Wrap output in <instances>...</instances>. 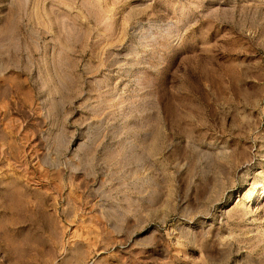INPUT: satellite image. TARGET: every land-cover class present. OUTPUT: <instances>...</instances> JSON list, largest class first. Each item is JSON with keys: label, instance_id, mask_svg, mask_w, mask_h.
I'll use <instances>...</instances> for the list:
<instances>
[{"label": "rangeland", "instance_id": "obj_1", "mask_svg": "<svg viewBox=\"0 0 264 264\" xmlns=\"http://www.w3.org/2000/svg\"><path fill=\"white\" fill-rule=\"evenodd\" d=\"M0 74V264H264V0H0Z\"/></svg>", "mask_w": 264, "mask_h": 264}, {"label": "bare ground", "instance_id": "obj_2", "mask_svg": "<svg viewBox=\"0 0 264 264\" xmlns=\"http://www.w3.org/2000/svg\"><path fill=\"white\" fill-rule=\"evenodd\" d=\"M8 73V72H7ZM11 75V74H10ZM12 77V76H11ZM13 78V77H12ZM7 81V79H6V77L3 75V74H0V85L1 84H5V82ZM10 81V80H9ZM13 81V80H12ZM12 81H11V83H12ZM13 139V138H12ZM25 139V138H24ZM10 140H11V138H10ZM9 140V141H10ZM13 142V141H12ZM8 145V144H7ZM21 145H22V143H21ZM24 145H26L25 144V142H24ZM24 145H22L19 149H18V147L16 146V143H15V141L13 142V143H10L9 144V148L10 149H15L16 151H17V149H18V152L17 153H19V159L22 161V160H24L25 158V155H27V148L28 147H26V146H24ZM31 145V144H30ZM17 148V149H16ZM35 148V147H34ZM33 149V148H32ZM9 150V149H8ZM15 151V152H16ZM39 151V150H38ZM7 152V151H6ZM14 151H13V153H15ZM35 152H37V150L35 151ZM34 152V153H35ZM8 153V152H7ZM28 153H30V152H28ZM32 153V152H31ZM34 153H32V156L34 155V157H37V155L36 154H34ZM11 155V154H10ZM36 155V156H35ZM12 156V155H11ZM14 156V155H13ZM14 157H16V156H14ZM5 158V157H4ZM13 158V157H12ZM12 158H11V160H12ZM6 159V158H5ZM16 159H17V157H16ZM16 159H13L14 160V162H15V160ZM7 160H8V158H7ZM19 160V161H20ZM29 160V159H28ZM6 162H8V161H6ZM10 162V161H9ZM17 162H18V159H17ZM38 162V161H37ZM2 163H3V161H2ZM5 163V162H4ZM13 163V162H12ZM21 163V162H20ZM23 163H24V161H23ZM22 163V165H24ZM6 164V163H5ZM18 164V163H17ZM27 164V163H26ZM39 164V163H38ZM41 164V163H40ZM14 165V164H13ZM21 165V166H22ZM5 166V165H4ZM3 166V167H4ZM7 166V165H6ZM25 166V165H24ZM24 166H22V167H24ZM36 166V165H35ZM2 167V166H1ZM19 167H20V165H19ZM21 167V168H22ZM5 168V171L7 170L6 169V167H4ZM7 168H8V166H7ZM14 168H15V165H14ZM16 168H18V167H16ZM37 168H39V166L37 167ZM42 168V167H41ZM2 169V168H1ZM27 169V168H26ZM40 169V168H39ZM19 170V169H18ZM23 171H24V169H22ZM21 170V171H22ZM38 170V169H37ZM11 171V170H10ZM27 171H29L28 169H27ZM8 172V171H7ZM26 172V171H25ZM24 172V173H25ZM36 172V171H35ZM43 172V171H42ZM63 172V171H62ZM11 173V172H10ZM30 173V172H29ZM28 173V174H29ZM2 174V173H1ZM46 174V173H45ZM58 174V173H57ZM63 174V173H62ZM8 175V174H7ZM10 175V174H9ZM39 175V174H38ZM3 176V175H2ZM15 176V175H14ZM17 176H18V174H17ZM24 176H25V174H24ZM31 176H33V175H31ZM35 176H36V174H35ZM8 177V176H7ZM40 177H42L41 175H40ZM44 177H46V175L44 176ZM44 177H43V180H44ZM6 178V177H5ZM23 178H25V177H23ZM33 178V177H32ZM39 179V178H38ZM30 180V179H29ZM34 180H35V177H34ZM8 181V180H7ZM22 181V180H21ZM31 181V180H30ZM5 182H6V180H5ZM25 182V181H24ZM23 183V182H22ZM31 183V182H30ZM35 183V182H34ZM44 183V182H43ZM54 184H55V182H54ZM34 185V184H33ZM42 185H44V184H42ZM42 185H40L39 184V182L38 183H35V186H36V188L37 187H39V186H41V187H44V186H42ZM34 186V187H35ZM46 186V185H45ZM48 186V185H47ZM51 186H54V185H51ZM30 187V186H29ZM17 189V188H16ZM16 189H14V190H16ZM41 189V188H40ZM43 189V188H42ZM51 189V188H50ZM49 189V190H50ZM20 190V189H19ZM22 190V189H21ZM47 191V190H46ZM49 192V191H48ZM47 192V193H48ZM14 193H15V191H14ZM18 193V192H17ZM23 194H24V192H23ZM21 195V194H20ZM50 195V194H49ZM18 196V195H17ZM32 197V196H31ZM62 197H63V193H62V191H61V188L60 187H58V186H54V188H53V192L51 193V199H50V204H47V205H44L43 206V208L45 209V211H46V214H48V216H50V218L51 219H53L54 220V223H55V221H57V222H62V220H64V219H62L61 218V216H60V214H59V208H58V202L62 199ZM72 197V196H71ZM78 197L80 198V196L78 195ZM14 198V197H13ZM73 198V197H72ZM77 198V197H76ZM79 198H78V200H79ZM264 198V186L263 187H261L259 190H256V191H254V192H250L248 195H247V197H246V199H245V204L247 205V206H249V207H254V206H256V203H257V200L258 199H263ZM16 199H18V198H16ZM30 199H33V198H30ZM74 199V198H73ZM34 200V199H33ZM76 202V209H77V211H80L81 213H84L85 211H87L86 209H85V207H84V205L85 204H81L77 199H74ZM18 201V200H17ZM16 201V202H17ZM35 201V200H34ZM33 201V202H34ZM41 201V200H40ZM14 202H15V200H14ZM15 202V203H16ZM25 202V201H24ZM32 202V201H31ZM35 202H37V201H35ZM39 202V201H38ZM36 203V204H39V203ZM42 202V204H43V201H41ZM72 202H73V200H72ZM18 204V203H17ZM33 204V203H32ZM74 204V203H73ZM72 204V205H73ZM60 205V204H59ZM87 205V204H86ZM35 207V206H34ZM25 208V207H24ZM36 208V207H35ZM90 208H92V206L90 207ZM71 209V208H70ZM88 209V208H87ZM32 210V209H31ZM89 211V210H88ZM28 212V211H27ZM95 213V212H94ZM15 214V213H14ZM13 214V215H14ZM33 214V213H32ZM68 215V214H67ZM73 216V215H72ZM29 217V216H28ZM33 217V216H32ZM11 218H13V217H11ZM68 218V217H67ZM74 219L73 220H76V218H80L81 219V221L82 220H85L86 222L87 221H89V224H90V222H92V221H95V222H97L99 225H101V227H102V229L103 230H105L106 229V227H105V223L102 221V218L101 217H99V215H97V214H92V212L90 211V212H88V213H86V214H79V216L78 215H75L74 217H73ZM72 219V218H71ZM70 219V220H71ZM67 221H68V219H67ZM77 221H78V219H77ZM71 223V222H70ZM76 223V222H75ZM85 223V222H84ZM71 224H73V229L71 230V238H72V243L71 244H74V245H77L78 247H83V245L85 244V242H87V241H85L86 239H84L85 237L82 235H80V234H78L77 232V228H75V226H74V222L73 223H71ZM86 224V223H85ZM96 224V223H95ZM54 225V224H53ZM97 225V224H96ZM64 228H65V226H64ZM65 230V229H64ZM67 230V229H66ZM65 230V231H66ZM70 230V229H69ZM84 230V229H83ZM62 232V231H61ZM63 234V233H62ZM86 234V233H85ZM70 236V235H69ZM86 236V235H85ZM84 237V238H83ZM83 238V239H82ZM69 239H70V237H69ZM93 240V239H92ZM66 243V242H65ZM70 243V242H69ZM89 243V242H88ZM88 243H86V245L88 246L89 244ZM94 244H96L95 242H93ZM91 245H93V244H91ZM114 245V244H113ZM163 245H165V244H163ZM162 245V246H163ZM86 246V247H87ZM94 246V245H93ZM89 247V246H88ZM88 247H87V249H88ZM77 248V247H76ZM165 248V247H164ZM81 250H84V248L83 249H81ZM89 250V249H88ZM165 250H166V248H165ZM82 252V251H81ZM86 252V251H85ZM84 251H83V253H85ZM89 253V252H88ZM81 255V254H80ZM89 255V254H88ZM85 256H86V254H85Z\"/></svg>", "mask_w": 264, "mask_h": 264}]
</instances>
